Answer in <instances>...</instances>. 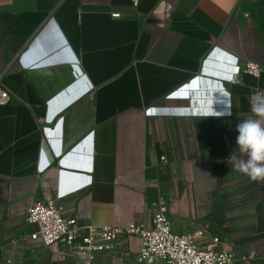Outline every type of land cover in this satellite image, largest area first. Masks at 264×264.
<instances>
[{
  "label": "crops",
  "instance_id": "1",
  "mask_svg": "<svg viewBox=\"0 0 264 264\" xmlns=\"http://www.w3.org/2000/svg\"><path fill=\"white\" fill-rule=\"evenodd\" d=\"M216 53L264 63V0H0V264H79L27 240L46 198L83 230L150 228L165 199L174 233L264 264V179L228 163L264 74H207ZM137 250L122 239L94 264Z\"/></svg>",
  "mask_w": 264,
  "mask_h": 264
},
{
  "label": "built area",
  "instance_id": "2",
  "mask_svg": "<svg viewBox=\"0 0 264 264\" xmlns=\"http://www.w3.org/2000/svg\"><path fill=\"white\" fill-rule=\"evenodd\" d=\"M130 1L133 7H137L139 0ZM223 61L228 64L221 62V69L224 74L230 76L231 81H234L239 73L254 79L264 74V63L245 61L242 65H237L236 58L231 60L227 57H224ZM252 94L253 92L247 96L249 106ZM8 101L9 94L0 83V107L5 106ZM159 113L154 108V115ZM175 114L184 112L177 110ZM160 163L166 164L164 157ZM151 209L153 213L150 228L126 223L88 227L83 230L77 218H65L61 207L53 199L46 198L33 203L27 210L25 224L30 228L27 240L44 249L63 247L65 254L62 257L75 259L79 264H94L95 260L111 253L116 243L122 239L138 240L139 264H236L232 252L218 249L222 243L219 238L211 237L207 243L200 244L198 240L202 238L201 231L174 233L170 226L168 202L165 199L152 203ZM254 257L255 253L249 252L242 261L249 264Z\"/></svg>",
  "mask_w": 264,
  "mask_h": 264
},
{
  "label": "clouds",
  "instance_id": "3",
  "mask_svg": "<svg viewBox=\"0 0 264 264\" xmlns=\"http://www.w3.org/2000/svg\"><path fill=\"white\" fill-rule=\"evenodd\" d=\"M249 102L254 118L236 125L238 135L228 163L252 179H264V91H254Z\"/></svg>",
  "mask_w": 264,
  "mask_h": 264
},
{
  "label": "water",
  "instance_id": "4",
  "mask_svg": "<svg viewBox=\"0 0 264 264\" xmlns=\"http://www.w3.org/2000/svg\"><path fill=\"white\" fill-rule=\"evenodd\" d=\"M224 57L227 56L222 53H216L213 56L212 64H210V69H208V72L206 73L214 75V73H219V71H222L220 63L223 62ZM214 89L215 88L212 83L204 82L201 90L202 92L199 94V98L204 100H210L213 96L212 93L215 91Z\"/></svg>",
  "mask_w": 264,
  "mask_h": 264
},
{
  "label": "snow or ice",
  "instance_id": "5",
  "mask_svg": "<svg viewBox=\"0 0 264 264\" xmlns=\"http://www.w3.org/2000/svg\"><path fill=\"white\" fill-rule=\"evenodd\" d=\"M229 59H231V60H234L235 58H233V57H230Z\"/></svg>",
  "mask_w": 264,
  "mask_h": 264
}]
</instances>
